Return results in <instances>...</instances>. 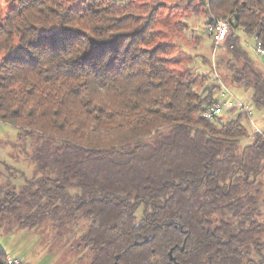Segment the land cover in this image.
Segmentation results:
<instances>
[{"label": "trees", "instance_id": "trees-1", "mask_svg": "<svg viewBox=\"0 0 264 264\" xmlns=\"http://www.w3.org/2000/svg\"><path fill=\"white\" fill-rule=\"evenodd\" d=\"M4 1L0 121L30 144L35 170L18 189L0 186V221L80 229L89 264H264V130L250 133L239 112L201 115L217 86L174 71L155 8ZM187 1L232 17L217 66L264 118V69L240 36L264 47V0ZM0 264H12L1 249Z\"/></svg>", "mask_w": 264, "mask_h": 264}, {"label": "rangeland", "instance_id": "rangeland-1", "mask_svg": "<svg viewBox=\"0 0 264 264\" xmlns=\"http://www.w3.org/2000/svg\"><path fill=\"white\" fill-rule=\"evenodd\" d=\"M134 1L138 6V12L144 16H148L151 8H155L154 31L158 34L156 42L169 45L166 56L170 59L174 71H189L197 80V87L204 90L213 84L219 88L215 79L217 73L218 78L239 99L246 101L255 124L264 130L263 112L253 106L252 92L230 83L225 68L222 65L217 66V62L227 56L225 42L215 47L204 32L206 23L215 15L214 13H204L201 5H198L197 10L196 8L193 10L187 5V0ZM199 2L200 0H193V5ZM6 6L5 1L0 0V8ZM240 36L243 46L256 60L258 66L264 69V57H259L255 51L253 38L241 31ZM217 89H214V96ZM237 113L236 108L225 107L224 112L215 121L223 122L235 117ZM245 124L252 133L247 121ZM248 141L247 138L243 139V143ZM30 151V144L26 145L17 139L16 128L0 121V186L18 189L34 175V164L29 159ZM259 178L264 188V169ZM261 209L264 216V201ZM142 211L143 205H140L136 216L140 217ZM53 226L51 222H43L37 227L19 228L15 225V220L8 222L4 219L0 221V249L6 252L9 259L18 260L20 264H89L86 252L76 250L75 239L81 230L77 229L75 233H70L71 227H68L59 234Z\"/></svg>", "mask_w": 264, "mask_h": 264}, {"label": "built area", "instance_id": "built-area-1", "mask_svg": "<svg viewBox=\"0 0 264 264\" xmlns=\"http://www.w3.org/2000/svg\"><path fill=\"white\" fill-rule=\"evenodd\" d=\"M232 17L222 18L219 16L212 15L211 19L206 23L204 27L205 34L210 38L215 47L226 41L230 33V21ZM254 48L259 57H264V47L260 40L253 36ZM219 88L214 96L213 100L204 104L201 115L209 120L215 119L220 116L225 107L236 108L239 113L245 114L246 121L252 128V132H261L262 130L255 124L252 111L246 101L239 99L233 91L225 85L222 80L218 78L217 73L215 74ZM12 264H20L18 260H11Z\"/></svg>", "mask_w": 264, "mask_h": 264}]
</instances>
